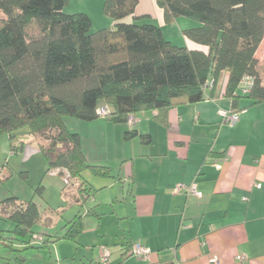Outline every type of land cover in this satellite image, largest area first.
I'll list each match as a JSON object with an SVG mask.
<instances>
[{"label": "trees", "instance_id": "16d2710c", "mask_svg": "<svg viewBox=\"0 0 264 264\" xmlns=\"http://www.w3.org/2000/svg\"><path fill=\"white\" fill-rule=\"evenodd\" d=\"M103 1L113 26L90 33L86 14L63 13L68 0H0V135H9L14 154L23 149V144L14 145L22 129L44 140L39 150L47 170L64 169L70 180L79 181L82 205L89 199L84 173L113 177L108 167L86 162L80 136L68 130L66 119L91 122L104 107L105 120L126 124L140 112L196 104L222 73L223 96L231 101L232 111H238L243 97L253 104L264 102L256 58L264 39V0H157L166 23L183 17L199 24L182 30L199 50L174 45L152 23L137 24L146 17L136 15L139 0ZM245 78L251 79V86L242 94ZM124 135L131 139L135 133ZM141 139L148 142L149 137ZM19 175L28 177L27 172ZM43 191L39 183L32 199L2 202L13 206L2 217L14 225L11 251L16 241L37 249L60 240L75 242L83 230L78 214L64 225L62 236L36 233L40 212L34 198Z\"/></svg>", "mask_w": 264, "mask_h": 264}, {"label": "crops", "instance_id": "0c3cea01", "mask_svg": "<svg viewBox=\"0 0 264 264\" xmlns=\"http://www.w3.org/2000/svg\"><path fill=\"white\" fill-rule=\"evenodd\" d=\"M182 38L181 46L202 49ZM225 83L222 73L199 103L137 113L132 127L103 117L72 121L70 131L79 134L86 162L108 167L113 178L84 173L89 199L82 205L80 182L64 169L46 168L57 201L45 197L41 179L34 230L62 236L78 214L83 230L75 242L40 249L20 244L22 253L0 264H264V102L243 97L232 111L223 96ZM221 112L237 113L238 121L228 125ZM130 131L135 136L124 138ZM192 183L199 197L175 192ZM134 245L149 250L146 260L132 255ZM105 251L109 255L102 261Z\"/></svg>", "mask_w": 264, "mask_h": 264}, {"label": "rangeland", "instance_id": "374dc122", "mask_svg": "<svg viewBox=\"0 0 264 264\" xmlns=\"http://www.w3.org/2000/svg\"><path fill=\"white\" fill-rule=\"evenodd\" d=\"M103 4V0H68L63 13L67 15L86 14L91 20L90 33H95L101 29L113 26L112 19L103 11ZM140 12H144L149 16L135 21L137 24H154L161 29L163 36L169 38L176 46H181V43H183V40H181L183 39L182 30L199 25L196 21L183 17L175 19L174 22L166 23L163 17V10L158 6L157 0L143 1L136 14ZM2 18L0 14V20ZM256 55L259 61L258 71L264 85V39ZM72 121L74 120L66 119L68 130L72 128ZM26 132V129H22L15 134L14 145L23 144V149L18 150L15 154L10 150L9 135H0V259H14L19 253H22L21 250L17 249L21 244L20 242L16 241L13 243V251H11L12 248L8 247V243L13 236L10 232L13 230L14 225L10 221L2 219L11 209L10 206L2 204V202L11 197L19 198L22 202L29 200L41 179L47 189L45 197L51 198V200L54 199V202L57 201L56 193L58 192H56V187L52 181L47 175H44L47 165L37 146V144H46V142L42 139L33 138V136L25 134ZM58 149L60 151L63 150V146H59ZM22 172H27L28 177L22 178L19 175Z\"/></svg>", "mask_w": 264, "mask_h": 264}, {"label": "built area", "instance_id": "2783aa9c", "mask_svg": "<svg viewBox=\"0 0 264 264\" xmlns=\"http://www.w3.org/2000/svg\"><path fill=\"white\" fill-rule=\"evenodd\" d=\"M251 86V79L250 78H245L243 79L240 90L242 94H246ZM106 108L102 107L98 110V116L99 117H104L107 114ZM220 116L224 120L225 123H227L230 126H233L237 121H238V114L233 113V112H221ZM135 123L134 117L129 116L127 120V124L129 127H132ZM175 192H185L187 195L190 196H196L199 197L200 193L197 190V185L196 183H192L189 186H184V185H178L175 188ZM131 253L134 257L141 258L142 260H146L150 254L149 250L145 249L144 247L140 245H134L131 249ZM109 251H105L102 261H105L108 258ZM216 264V261H213Z\"/></svg>", "mask_w": 264, "mask_h": 264}]
</instances>
